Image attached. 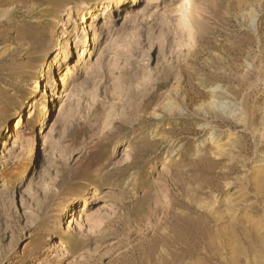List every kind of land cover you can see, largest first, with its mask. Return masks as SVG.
Instances as JSON below:
<instances>
[{"label": "rangeland", "instance_id": "obj_1", "mask_svg": "<svg viewBox=\"0 0 264 264\" xmlns=\"http://www.w3.org/2000/svg\"><path fill=\"white\" fill-rule=\"evenodd\" d=\"M110 1L0 0V264H264V0Z\"/></svg>", "mask_w": 264, "mask_h": 264}, {"label": "bare ground", "instance_id": "obj_2", "mask_svg": "<svg viewBox=\"0 0 264 264\" xmlns=\"http://www.w3.org/2000/svg\"><path fill=\"white\" fill-rule=\"evenodd\" d=\"M102 1H104V3L106 4V3H112V4H114V3H116V2H114V1H110V0H102ZM119 1V0H118ZM136 0H133L132 2L130 1V2H128V4H131V3H133V2H135ZM139 2H140V0H139ZM121 3H123V1H121ZM118 7V6H117ZM93 9V6H91V3H87V2H83L82 4H81V8L77 11V12H74V10H72V9H70L69 10V13H68V15H69V18L67 19V20H65V24H64V26L65 27H71L72 28V26H73V22H74V19L76 18V13H77V18L79 17V16H83V19H84V23L83 24H86V18H87V16H88V13H86L87 11L89 12L90 10H92ZM82 10H83V12H82ZM196 11H197V8H196V6H195V3H194V0H183V2H182V4H177L176 5V8L174 9V13H175V15L177 16V18H178V20H179V23L180 24H184L185 22H184V18L186 17V15L187 14H189L190 16H192V15H195V14H197L196 13ZM86 13V14H85ZM85 14V15H84ZM108 15V14H107ZM92 17H93V14H92ZM80 22H81V20H79ZM186 26V25H185ZM188 33V38L189 39H191V40H194V35H193V33L194 32H187ZM86 39H87V37H85ZM85 43H87V41H85ZM89 43H90V39H89ZM66 49H68V48H65V49H63V51L58 55V56H56L55 57V59H54V61L56 62L57 60H59V64H62V63H64L66 66H70V64L68 65V64H66L65 62H66V59H68L67 61L68 62H70V51H69V53L67 54V56L65 55V53H66ZM71 49H72V47H71ZM82 49H83V54H85V53H87V51L85 50V46H83L82 47ZM71 55H72V52H71ZM54 61H52L51 62V65H50V71H52L53 70V68H54ZM67 62V63H68ZM82 65V63H81V60L79 59V61H78V63H77V65H74L73 66V68L71 67L69 70H70V72L67 74V75H65V78H64V80H66V86H68V82L70 81V78H71V76L73 75V72H75V71H78V68L80 67ZM54 71V70H53ZM71 75V76H70ZM63 77H64V74H63ZM62 77V78H63ZM70 77V78H69ZM64 80H62V81H64ZM69 83H71L72 84V82L70 81ZM39 87V81L37 80V88ZM34 90H36V89H34ZM55 91V90H54ZM174 106V105H173ZM178 107V106H177ZM177 108L176 107H172V111H175ZM154 115H156V113H154ZM32 119V116H30V120ZM18 127H19V131L17 132V138L19 139V133H20V129L22 128V126L24 127V124H25V127H27L28 129H29V127H30V123L28 122V121H25V122H23V124H22V126L20 127V123H21V115H19V118H18ZM35 137L34 136H32V139H34ZM34 145H35V140H33V144H32V146H31V148H32V150H33V148H34ZM31 150V151H32ZM115 150H116V145L114 146V148H113V152H115ZM3 180H4V183L5 184H7V185H9L10 184V182L9 181H11V178H9L8 176H4V178H3ZM99 191H100V188H99V186H97L96 187V190H95V196H98V195H100V193H99ZM83 192L85 193V192H87V187L83 190ZM108 193H110V192H108ZM107 194V193H106ZM74 203H76V202H74ZM85 208H84V211L83 212H80V215H79V217L77 216H74V217H71V218H69L68 220H70V223H69V227H72V226H74V224H75V221L76 222H78V219L80 218V220L82 219V217L84 216V215H87V214H84V212L85 211H87L88 212V210H89V208H88V206H87V204L85 203ZM69 206H72V204L71 203H69V201H67V202H64V204H63V208L64 209H66L67 207H69ZM93 218V217H92ZM91 217H88L87 219H88V221L89 222H92L94 219H92ZM58 243H59V247H57V248H54V250H61L62 251V248H66L67 247V243H66V241H65V239L64 238H62L60 241H58ZM57 243V244H58ZM25 249H27V248H24V250ZM53 250V251H54Z\"/></svg>", "mask_w": 264, "mask_h": 264}]
</instances>
